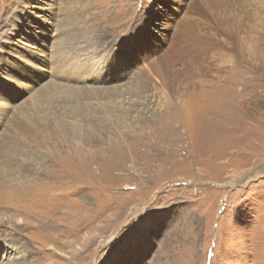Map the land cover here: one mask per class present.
Segmentation results:
<instances>
[{
	"label": "rangeland",
	"instance_id": "374dc122",
	"mask_svg": "<svg viewBox=\"0 0 264 264\" xmlns=\"http://www.w3.org/2000/svg\"><path fill=\"white\" fill-rule=\"evenodd\" d=\"M0 245L264 264V0H0Z\"/></svg>",
	"mask_w": 264,
	"mask_h": 264
},
{
	"label": "bare ground",
	"instance_id": "6f19581e",
	"mask_svg": "<svg viewBox=\"0 0 264 264\" xmlns=\"http://www.w3.org/2000/svg\"><path fill=\"white\" fill-rule=\"evenodd\" d=\"M117 67H118V66H117ZM50 83H51V82H50ZM48 84H49V83H48ZM45 86H46V85H45ZM53 95H54V94H53ZM5 247H7V245H3V246L0 245V251H1V249L4 250L3 248H5ZM8 248H9V246H8ZM13 248H14L13 246H10V251L13 250ZM2 257H3V256H2Z\"/></svg>",
	"mask_w": 264,
	"mask_h": 264
}]
</instances>
